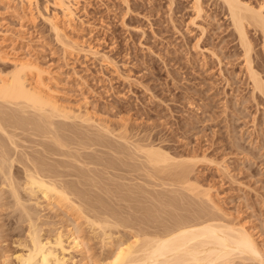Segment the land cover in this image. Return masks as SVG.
Here are the masks:
<instances>
[{
  "label": "rangeland",
  "instance_id": "374dc122",
  "mask_svg": "<svg viewBox=\"0 0 264 264\" xmlns=\"http://www.w3.org/2000/svg\"><path fill=\"white\" fill-rule=\"evenodd\" d=\"M241 1L255 10L261 8L264 12V0ZM66 3L73 11L70 16L57 7L55 0H0V77L5 78L18 63L30 64L35 68L30 73L33 86H39L45 96H52L54 100L50 96L49 98L57 105L60 104L61 109L66 108L68 113L74 112L71 114L74 115L73 118L68 122L66 120L67 123L71 122V128H68L74 127L73 131L80 130L84 133L89 127L84 134L88 131L92 134L91 139L99 136V141L100 134L94 137L95 132L98 134L109 130V133L106 131L109 135L105 133L111 144H96L91 147L94 150L86 148L83 151L81 147L79 150L74 142L78 140L73 141L75 135L69 131L70 133H66L67 138L70 134L74 135L68 140L73 141L76 146L72 143L70 148H73L68 151L74 155L81 153L80 156L77 155L79 158L56 156L57 159L49 156V159L47 156V161L53 160L51 163L54 164V160H63L65 163L72 159L66 162L70 166L59 168L63 174L66 172L63 180L73 181L71 183L77 187L79 181L85 182L79 183L80 189L87 191L91 198L94 197L93 200L95 195L101 197V200L105 198V203L109 206L111 204V208H117L119 213L120 210L123 211L122 216L126 211L125 218L132 217L133 221H142L144 218L139 215L145 208L154 209L157 206L162 209L160 206H163L164 211H157V207L154 209L159 214H156L157 223L150 222L147 225V220L142 221L144 223L139 221L141 224L137 221L139 227L147 230L150 228L149 232L154 230L155 233L158 231L156 228L160 232L165 224L170 226L173 218H169V212L183 215V218L187 215L191 217L194 213H186L187 206L192 209L194 207L193 211L196 212V204L199 207L205 205L207 207L204 208L209 212L216 213L215 216L223 225L246 229L264 253V96L253 90L248 72V64L251 62L250 65L264 81V37L260 31L252 26L247 27L252 48L247 52L250 57L246 55V59V51L220 0H66ZM197 5L199 12L198 9L195 10ZM52 25H56L58 34ZM76 115L80 117L76 118ZM80 121L84 123L80 124ZM22 135L19 136L21 140L16 139L21 147L19 149L29 153L41 150L37 146L39 138L27 133ZM84 138L83 140H87L89 137ZM83 140L80 141L84 142ZM113 141L115 145H112ZM122 145L125 146L121 150L119 148ZM138 145L139 149L149 147L163 151L173 160L169 161L171 166H176L182 160L181 163L185 162V165L189 162L186 166L192 167L187 170L191 183L197 185L195 191L179 188L181 185L171 180L168 184L169 180L164 178L165 175H156L145 165L143 155L138 152L135 154L137 150L133 149H138ZM119 154H128L127 157L132 156L133 159L131 157L129 161L126 156L120 157ZM89 156V162L93 161L92 163L87 162ZM76 158L85 163L76 161ZM111 159L117 163L110 164ZM75 161L79 162L80 168ZM128 161L132 165L127 164ZM100 163H107L108 166ZM129 165L138 168L134 167V171L133 167H127ZM81 169L90 170H87L90 174H79ZM146 169L148 175L153 174L149 178L148 175L146 177ZM160 176L163 178H159ZM94 178L96 182L93 183ZM196 191L199 194L205 193L198 197L202 203L193 204L192 200H198L194 195ZM186 194H193L194 197ZM207 195L213 204L207 201ZM123 196L125 200H129L130 196L131 202L124 201ZM167 197L170 204L173 198L177 197L178 202L181 198L180 204L185 208L178 205L181 209H177L179 211L175 213V204L173 210V204L167 202ZM190 197L193 199L187 200ZM42 201L39 200L37 205H33V201L28 202L29 206H36L31 207L37 211L38 222L42 224L44 234L52 236L57 230L66 234L70 225L67 216L63 215L62 210L59 212L57 206L52 205L54 208L51 209L47 202ZM191 204L194 206H190ZM134 205L138 207L135 208ZM167 210L172 211L166 212ZM13 215L8 217L10 215L7 216L5 212L0 213V252L5 255L0 257V263L5 261L2 259L4 258L7 264H15L14 256L20 252L14 241L17 234L22 233L26 223L16 222ZM120 231L122 236L124 233L126 236L132 230ZM83 234L84 237L86 233ZM85 240L92 250L90 255L98 264H104L107 249L101 248L98 241ZM73 255L75 261L80 260L77 253ZM245 263L235 259L230 264Z\"/></svg>",
  "mask_w": 264,
  "mask_h": 264
},
{
  "label": "bare ground",
  "instance_id": "6f19581e",
  "mask_svg": "<svg viewBox=\"0 0 264 264\" xmlns=\"http://www.w3.org/2000/svg\"><path fill=\"white\" fill-rule=\"evenodd\" d=\"M55 1H56L57 7L59 6V8L62 9L63 13H65L68 16L73 14V11L67 5L68 3H66V0H55ZM220 1L223 2L224 6L226 7L228 11L233 28L236 30V33H237L236 35H238L237 37H239L240 44L241 46H243V49L246 51V53L244 52V54H245V58L247 59V56H248L247 52H250L249 50L252 48L251 47L252 45H250L251 43L248 38L246 29L248 26H252L254 27L253 29L260 31V33L262 34V37H264V12H262L261 8L258 10H255V8H252L249 4H246L241 0H220ZM198 5L196 6L197 8L195 10L198 9L199 7ZM197 12H199V9ZM53 29L55 30V32L59 31L57 30L56 25L53 27ZM248 59L249 61L251 60V58H248ZM249 61L247 63H249ZM250 64L251 62L248 64L249 65L248 72H249L250 80L252 81L253 90L255 92H258V94L260 93L262 96H264V81H262V78L259 75V73L256 70H254L253 66H251ZM29 65L18 63L14 65L13 71H10L9 74L5 78L0 77V213L5 212L7 216L10 215L8 217H11L14 214L13 218L17 220L16 222L26 223V226L23 227V229L21 230L22 233L20 234L19 232L20 235L17 234L18 237L16 241H14L17 244L16 247H19L18 249H20L19 250L20 252H17L16 253L17 255L14 256L15 264H98V262H96V259L90 255V252L92 250L89 249L90 247L88 248L87 241L85 239H88V241L89 239L92 241L93 240L98 241L97 244H99L101 248L107 249L106 256L104 257L105 258L104 264H230L231 262L235 261V259L241 260L243 263H245L246 261L248 262L252 261L253 263L256 262L257 264H264V253H262L261 251L262 249H260L258 242H256L253 236L244 228H241V227L234 228L233 226L223 225L224 223H221L219 221V218L215 216L216 213L214 214L213 212H209L207 209H205L207 207V206L205 207V205H204L205 207L204 208L203 206L199 207L198 206L199 204L198 205L196 204L195 206L198 207V209L196 207L197 210L195 209L196 212L193 211L194 207L192 209V207L189 208V206L186 205L188 209L187 210L185 209V212L186 213L189 212V215H190V212L192 211L191 214L192 213L194 214L191 217H188V215L186 214L187 217H184V218H183V215L182 216L180 214L175 215V214H172V212H169L172 210H167L166 212H169L171 214V217L169 218L171 219L173 218V222L172 220H170L172 224L170 226H167V224H165L166 226H164V223L163 224L161 223L164 226L162 231L159 232V228H156L158 229V231H156L155 229L156 232L154 233L153 232L154 230L152 228L153 230L152 231L153 233H152V232H149L150 228H148L147 230L145 228L139 227V225L141 224L140 222L142 221L145 222L146 220H147V225L150 222L152 223L158 222L156 221L158 220L156 216L158 212L154 210L157 206L155 208L153 207L154 209H149V207H147L146 209L144 207L145 210L143 212L141 211L143 214L141 213L139 215V216L142 215L144 220L133 221L131 220L132 217H130L129 219L124 217L126 215V211L124 209L123 210L125 211V214L124 216H122L123 214L121 215V213L123 211L121 212L120 210V213H119L118 212L119 210H117V208H116L117 210L116 211L113 209L114 207L111 208L112 207L111 204L110 206L107 205L108 203L107 204L105 203L107 200L104 201L105 198L102 197L103 199L101 200V197H97L95 195V200H93L94 198L93 196H92L93 198H91V195L89 196L87 191L85 192L82 188H81L82 190L79 188L80 181L77 187L76 184L71 183L73 181L67 182L63 180L64 174L66 172L63 174L60 171L62 169H59V168L60 167L65 168L66 165L70 164V163L67 164L66 162L68 160L71 161L72 159H68L64 163L63 160L62 161L60 160L61 159L60 158L59 159L60 161L54 160V164H52L51 162L53 160L51 162L47 161L50 159L49 156L78 157L77 156L78 154L80 156L81 153L74 155L72 152H70V150H72L73 148V147L70 148V145L73 146L72 143L74 144V142L75 144L77 143V145L79 146V150H80V147L82 150L86 148H91L93 147V145H96V144H97L96 146H100V145L102 146L104 145L102 143H105V142L106 144L107 143L111 144L110 140H107L108 136L106 135L107 133L106 131L108 129L105 131L106 133L104 132L105 134L101 132L98 134H96L97 132H95L94 134V137L100 134L101 140L103 139L104 141L103 140L99 141L98 139L99 136H96L94 139L92 137L91 139L90 137L92 134L88 133V131H87V134L90 136H86L87 134H84V133L86 132L87 126L85 127L86 129L83 127V129H85L84 133H81L82 131L80 132V130L78 131L77 126L79 125L76 123L78 122L76 119H75L76 120L75 124H77V126L75 125V127L77 131H73V129L75 130L74 127L70 129L71 124L69 125V123L71 122L69 123L67 122L71 120V118H73L74 115L72 116L71 114H73L74 112L68 113L69 110L66 111V108L61 109V105L58 104L59 105L58 106L56 102L53 101L54 98L52 96L49 95L50 98H52L53 100L49 98L48 94H47L48 97L45 96L44 93H42L43 91L40 90L39 86L38 87L33 86V83H31L30 81V73H32L31 70L32 69L34 70L35 68H32ZM77 116L80 117V115H76V118H79ZM64 120L65 122L63 123ZM86 120L87 119H85V121ZM87 122L88 121H86L85 123L87 124ZM81 123H84V122L80 121V124ZM73 124H74V121H73ZM89 126L91 125L89 124ZM78 129H80V126ZM87 130H89V127ZM69 131L70 132L72 131L73 132L72 134H74L75 137H73L74 135L70 134L71 136L67 138L68 135L66 133L67 132L70 133ZM102 131L104 130L102 129ZM76 132L78 134L81 133L82 135L80 134L78 136ZM26 133L42 140V141L39 140V143L37 144V146L41 147V150L37 151V149L36 150L33 149L35 150L34 152L31 149L33 152L29 153V151L27 152V151H23V149H19L21 147L20 145H18V142H17L18 140L16 139H20L19 136H21V134L24 135ZM108 133H109V130H108ZM63 134H66V135H63ZM117 135H120V134L118 133ZM77 136L80 137L79 138L80 140L85 139L84 136L87 138L89 137V138L88 139L86 138L87 140H83L84 142H81L77 138ZM70 137L71 138L73 137L72 139L73 141L74 139H76L80 143H78V141L70 142L69 141L71 140ZM112 137L113 136H111V138ZM115 137H116V134H115ZM115 142L112 145H115ZM126 144L128 145V143ZM106 146L108 147L109 145H106ZM106 146H103V147H106ZM123 146L125 145H122L121 146L122 148H119V149L121 150L124 149ZM26 147L28 148V146ZM77 147L76 148L74 147V148L77 149ZM131 147L133 146L131 145ZM138 147L139 145L137 146V148ZM126 148H128V146H126ZM139 148L135 149L134 147L133 150L135 151L137 150V151L136 153L134 151L133 152L135 154H138V153L142 154L143 157L145 158V161H144L145 165L148 166L150 169H152L156 175H158L159 173L161 175L162 174L165 175L164 178L169 180L168 184L171 183L170 182L171 180L173 181V183L177 182L176 183L177 185L179 183L181 185V186L179 185L180 186L179 188L184 187L189 192L195 191L194 189H196L197 185H194L190 181V177H189L190 173L188 172L187 169L192 168V167L190 166L188 168V166H186L189 163L188 161L186 165H185V162L181 163L183 162L182 160L176 166H171L172 164L169 161H173V160H171V158H169L167 154H164L163 151L161 152L160 150H157L158 148L155 149L152 147L153 149H151L147 147V149H144L142 148V146H141L142 149H139ZM68 149L70 150L68 151ZM110 149H113V148H110ZM118 150H115V151H118ZM111 151L114 153L113 150ZM77 152H74V153H77ZM130 152L132 153V151ZM82 154H86V153H82ZM104 154L107 155V153H104ZM122 154H124V152H122ZM122 154H119V156ZM87 155H90V153L89 154L87 153ZM47 156L49 157V159ZM114 156L116 157V155ZM122 156L125 157L126 155H122ZM127 156L129 155L127 154ZM141 156H138V157L140 158ZM89 158L87 162L91 161V158L90 160ZM130 158H128L127 160H129ZM81 159H84V158H81ZM98 160H101V159L99 158ZM55 161H56V164H55ZM76 161L82 162V160L80 159H77ZM92 162H89V163H92ZM113 162L114 160H112L111 163L108 160V163L110 164H112ZM128 162L126 163L131 164V162L129 163ZM77 163L79 167V162H76V164ZM82 163H85V162H82ZM104 163H100V164H103V165L107 164V163L106 164ZM121 164H118V165H121ZM173 164L175 163L173 162ZM135 165L134 167H136ZM145 165L143 167L147 168ZM73 166L74 164L72 165V167ZM95 166H98V165H95ZM109 166L112 167L111 165ZM114 166L117 167L116 164H114ZM127 167L132 168L133 166L129 165ZM134 167L132 170L135 169ZM139 168H140V165H139ZM83 170L81 169L80 172L82 171V173L79 172V174H84L85 172L87 174V172L90 171L87 169L88 171L84 170L83 172ZM92 171L93 170H91V172ZM141 172H142V169H141ZM92 173H95V172H92ZM79 174L76 173L77 176ZM143 174H146V173L143 172ZM69 175L70 174H68V176ZM95 175H97V173ZM147 175H148V171H147L146 177ZM152 175H148V178L149 176H152ZM82 177L80 179H82ZM159 178H163V177L160 176ZM94 179H93V183L94 181L96 182V178ZM166 179H162V180L166 181ZM77 180L78 179H76V182ZM83 183H80V184H83ZM89 183H86V184L88 185ZM125 186L126 185H124V187ZM121 187H123V185H121ZM96 188L98 189L99 187H96ZM119 188H120V185H119ZM129 189L130 188H128V190ZM132 190L130 189V191ZM89 192H91V188ZM102 192H104V190ZM104 194H107V193H104ZM110 194L112 195L113 193H110ZM200 194L198 193V191L194 193V195L196 196L198 200H192L194 197L193 194H192L193 197H190V199L187 198V200L194 201L193 204L196 202L202 203L200 202L201 200H199L200 198H198L200 197L199 196ZM202 194L205 195V193H202ZM173 195H174V192H173ZM190 195L191 194L187 196H190ZM111 197H114V196H111ZM111 197L109 199H111ZM128 197L130 200V196ZM156 197L158 198V196ZM156 197L155 199H157ZM177 197L176 198L171 197L173 198L172 199L173 201L172 200L170 201H172L171 203L173 205L170 204L168 197H167L168 201L166 200L170 205H172V209L175 204L174 208L176 210L173 209L175 213L176 211H179L177 209H181V207L178 205L182 206V204H180L181 198L179 199L180 201L178 202ZM205 198L207 199L208 202L213 204L212 199H210L208 195ZM125 199L126 198H124V201H129L128 199L127 200ZM175 199H176V202H178L179 204H176ZM39 200L41 201L43 200L47 202V204H49L51 207L52 205L57 206L60 209V211L59 210L58 211L61 212L62 210L63 215L67 216L68 221H70V225L69 226L67 225L69 228L67 229L66 234L63 231L62 232L64 234L58 230L56 233L54 232L53 233L54 235L52 236H50V234L46 235L47 233L44 234V229H42V224L38 222L39 217L37 216L38 214H36L37 211L34 210L33 208V207H36L33 205H37ZM28 201L34 202L33 205L31 204V206L33 207L29 206L30 203ZM188 203L190 204V202ZM164 204H167V203H164ZM193 204H191L190 206H192ZM136 205H134L135 208L138 207ZM54 206L50 208L53 209ZM160 207H162V209L157 207V211L159 209L161 211L162 210L164 211L163 206H160ZM141 208L143 207L141 206ZM213 208L215 207H212V209ZM208 209H210V207ZM132 210L134 209H131V211ZM181 211L184 212L183 210ZM215 211L216 209L214 210V212ZM218 211L220 210L218 209ZM169 213L167 214V216L170 215ZM165 220H162V222H165ZM79 221H82V222L80 223ZM137 221L138 222L140 221L139 222L140 224ZM150 225L151 224H149V226ZM82 226H85V228ZM120 229H129L132 231L131 232L129 231L128 234L126 233V236L124 235L125 233L122 236ZM83 232L86 233L84 237H83L84 235ZM120 233L122 237L119 235ZM150 234H152V236ZM74 253H77L80 256V260L78 261L74 260L75 259L74 258L75 256L73 255ZM3 255L4 254H1L0 257ZM2 259L5 261H2L0 264L2 263L7 264L6 259L4 258Z\"/></svg>",
  "mask_w": 264,
  "mask_h": 264
}]
</instances>
